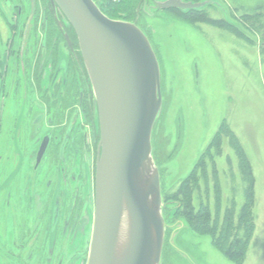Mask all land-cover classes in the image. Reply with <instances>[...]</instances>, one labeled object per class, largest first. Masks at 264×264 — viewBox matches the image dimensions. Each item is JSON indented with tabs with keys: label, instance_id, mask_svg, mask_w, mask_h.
<instances>
[{
	"label": "rangeland",
	"instance_id": "1",
	"mask_svg": "<svg viewBox=\"0 0 264 264\" xmlns=\"http://www.w3.org/2000/svg\"><path fill=\"white\" fill-rule=\"evenodd\" d=\"M191 1H212L214 5L188 18L177 11L144 5L142 19L136 24L148 37L160 68L162 106L151 142L162 200L164 203V196L177 191L224 123L254 177L255 228L243 264H264V0ZM226 21L240 29L229 27ZM0 29L4 33L2 24ZM8 119L5 113L0 138L3 231L6 209L2 204L9 186L5 163L9 147L4 144ZM203 165L205 175L198 170L199 189L192 196V208L207 207L211 221L217 216L221 222L229 208L236 217L244 201V183L227 137H221L218 152L211 148ZM20 173L27 171L24 168ZM22 179L23 175L20 182ZM215 185L220 194L218 212ZM18 194L12 193V205ZM166 223L161 264H233L211 245L209 236L194 233L184 222ZM83 243L81 240L80 246Z\"/></svg>",
	"mask_w": 264,
	"mask_h": 264
},
{
	"label": "flooded vegetation",
	"instance_id": "2",
	"mask_svg": "<svg viewBox=\"0 0 264 264\" xmlns=\"http://www.w3.org/2000/svg\"><path fill=\"white\" fill-rule=\"evenodd\" d=\"M0 24V138L9 117L0 264H86L100 137L76 35L51 0H0Z\"/></svg>",
	"mask_w": 264,
	"mask_h": 264
},
{
	"label": "water",
	"instance_id": "3",
	"mask_svg": "<svg viewBox=\"0 0 264 264\" xmlns=\"http://www.w3.org/2000/svg\"><path fill=\"white\" fill-rule=\"evenodd\" d=\"M51 1L76 35L98 115L86 264H161L166 205L151 142L162 106L156 55L135 23L109 19L93 0ZM153 5L157 10L191 11L214 3L156 0Z\"/></svg>",
	"mask_w": 264,
	"mask_h": 264
},
{
	"label": "trees",
	"instance_id": "4",
	"mask_svg": "<svg viewBox=\"0 0 264 264\" xmlns=\"http://www.w3.org/2000/svg\"><path fill=\"white\" fill-rule=\"evenodd\" d=\"M93 1L99 7L100 11L109 19L137 24L142 19V15H140L141 8H143L144 5L152 6L156 0H120L117 2H111L109 0ZM173 11H177L180 17L188 18L189 16L199 15L198 13L202 10L179 11L173 9ZM226 23L233 29H240L239 25L236 23L234 24L227 21ZM222 136L229 139L230 145L237 156L238 168L244 183V201L236 217L234 209L229 208L225 210L223 219L219 222L217 216L214 217L213 221L210 220L207 207L199 208L197 211H194L191 202L192 196L198 192L199 189V180L197 177L198 170L201 169L202 176L205 175L203 159L209 154L212 147H215L217 152L219 151ZM214 190L216 211L218 212L220 194L217 185L214 186ZM254 198V177L252 169L242 149L238 145L236 138L230 133L228 127L222 123L208 148L196 161L191 172L179 183L177 191L171 196H164V204L166 206L163 209V213L166 222L170 224L177 221L184 222L194 233L202 236H209L211 245L233 264H243L255 228L253 218Z\"/></svg>",
	"mask_w": 264,
	"mask_h": 264
},
{
	"label": "bare ground",
	"instance_id": "5",
	"mask_svg": "<svg viewBox=\"0 0 264 264\" xmlns=\"http://www.w3.org/2000/svg\"><path fill=\"white\" fill-rule=\"evenodd\" d=\"M125 218L123 219V224H122V234L124 233L125 231V227H126V222H125Z\"/></svg>",
	"mask_w": 264,
	"mask_h": 264
},
{
	"label": "built area",
	"instance_id": "6",
	"mask_svg": "<svg viewBox=\"0 0 264 264\" xmlns=\"http://www.w3.org/2000/svg\"><path fill=\"white\" fill-rule=\"evenodd\" d=\"M109 1H111V2H117V1H119V0H109Z\"/></svg>",
	"mask_w": 264,
	"mask_h": 264
},
{
	"label": "crops",
	"instance_id": "7",
	"mask_svg": "<svg viewBox=\"0 0 264 264\" xmlns=\"http://www.w3.org/2000/svg\"><path fill=\"white\" fill-rule=\"evenodd\" d=\"M252 239H253V238H252ZM251 241H252V240H251ZM251 241H250V242H251ZM249 245H250V243H249ZM248 248H249V246H248ZM247 252H248V249H247ZM246 255H247V253H246ZM245 259H246V256H245ZM244 261H245V260H244Z\"/></svg>",
	"mask_w": 264,
	"mask_h": 264
}]
</instances>
